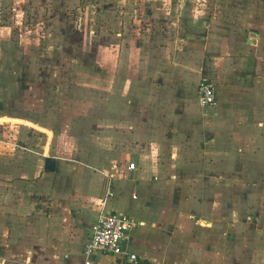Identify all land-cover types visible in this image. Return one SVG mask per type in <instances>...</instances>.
Here are the masks:
<instances>
[{
    "label": "crops",
    "instance_id": "obj_1",
    "mask_svg": "<svg viewBox=\"0 0 264 264\" xmlns=\"http://www.w3.org/2000/svg\"><path fill=\"white\" fill-rule=\"evenodd\" d=\"M98 1L108 46L91 78L108 99L91 137L56 142L0 114L19 120V141L0 138V264H122L85 253L103 212L134 221L123 245L136 264H264V0ZM59 87L45 99L65 103ZM30 128L46 141L25 142Z\"/></svg>",
    "mask_w": 264,
    "mask_h": 264
},
{
    "label": "rangeland",
    "instance_id": "obj_2",
    "mask_svg": "<svg viewBox=\"0 0 264 264\" xmlns=\"http://www.w3.org/2000/svg\"><path fill=\"white\" fill-rule=\"evenodd\" d=\"M104 3L98 0H0V114L37 120L54 130L56 142H72L76 133L88 130L85 133L91 135L92 123H97L98 110L95 109L102 106L106 114L108 99L106 86L97 87L101 84L94 85L91 78L92 72L99 69L97 44L104 49L108 46V21L103 12L107 5ZM63 82L68 86L64 92L66 102L47 101L46 95L59 90ZM63 116L69 119L66 134H60ZM3 119L6 121L0 124V138L5 142L19 141L10 122L19 120L4 117L0 121ZM100 119L103 126L108 125V119ZM26 124L40 128L30 122ZM31 131L33 128L28 130L25 142L37 135L41 136L42 144L46 141L44 133L32 134ZM69 154V151L49 152L56 157Z\"/></svg>",
    "mask_w": 264,
    "mask_h": 264
},
{
    "label": "built area",
    "instance_id": "obj_3",
    "mask_svg": "<svg viewBox=\"0 0 264 264\" xmlns=\"http://www.w3.org/2000/svg\"><path fill=\"white\" fill-rule=\"evenodd\" d=\"M202 79L199 82L196 98L202 109L215 103V91L210 83ZM130 169L134 163H129ZM107 194H110L109 191ZM135 197V195H133ZM134 221L115 212H103L98 215L91 226V236L86 244L85 253L97 251L104 255L119 257L122 264H136L137 255L134 252H126L123 240L128 231L134 226ZM79 264H97L89 257H85Z\"/></svg>",
    "mask_w": 264,
    "mask_h": 264
},
{
    "label": "water",
    "instance_id": "obj_4",
    "mask_svg": "<svg viewBox=\"0 0 264 264\" xmlns=\"http://www.w3.org/2000/svg\"><path fill=\"white\" fill-rule=\"evenodd\" d=\"M205 83H209L208 80L204 81ZM54 158L53 157H46L45 159V169L46 170H51L54 167Z\"/></svg>",
    "mask_w": 264,
    "mask_h": 264
}]
</instances>
